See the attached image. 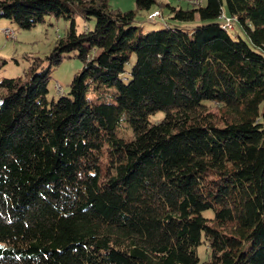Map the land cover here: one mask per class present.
<instances>
[{
	"label": "trees",
	"instance_id": "obj_1",
	"mask_svg": "<svg viewBox=\"0 0 264 264\" xmlns=\"http://www.w3.org/2000/svg\"><path fill=\"white\" fill-rule=\"evenodd\" d=\"M196 3L164 4L198 15L191 30L144 31L156 0H0L21 28L67 22L46 66L0 79V264H199L201 243L200 264H264V0ZM74 51L82 68L48 100Z\"/></svg>",
	"mask_w": 264,
	"mask_h": 264
},
{
	"label": "rangeland",
	"instance_id": "obj_2",
	"mask_svg": "<svg viewBox=\"0 0 264 264\" xmlns=\"http://www.w3.org/2000/svg\"><path fill=\"white\" fill-rule=\"evenodd\" d=\"M158 4L152 5L150 10L138 11L136 14L137 25L142 26L144 31L153 29L165 28L168 25H178L181 28L191 30V28L201 23L198 15L193 20L182 21L170 17L169 9L164 5L169 3L173 6L182 8L192 7L193 0H156ZM109 4L114 9L119 10H135V0H109ZM162 4L161 6H158ZM204 6L206 0H197L196 5ZM158 10L161 17H157L154 21L147 19L151 14ZM223 11L227 13L226 0H223ZM233 28L229 34L235 37L239 34L243 39H246L245 33L236 20L232 22ZM94 19L83 20L80 17L76 18V29L82 31L84 29H92ZM67 27V22L63 18H55L54 16L46 15L43 22L37 23L31 28H21L18 24L8 18H0V59L6 60L2 69H0V79L3 77H22L24 71L31 63L32 57L43 59L42 65H47L45 56L51 51L57 37L64 34ZM5 29L12 32L11 35L5 33ZM76 51L69 53L61 62L52 70L51 78L48 82L47 99H57L60 94L66 95L69 91V84L73 76L79 72L83 66L81 59L75 55ZM134 55L130 61L126 63L124 73L127 75L132 63ZM213 109V108H212ZM163 116V112L159 111L150 117V121H156ZM205 216L212 214L211 210L203 211ZM207 246L201 243L197 247L199 264L207 259Z\"/></svg>",
	"mask_w": 264,
	"mask_h": 264
},
{
	"label": "built area",
	"instance_id": "obj_3",
	"mask_svg": "<svg viewBox=\"0 0 264 264\" xmlns=\"http://www.w3.org/2000/svg\"><path fill=\"white\" fill-rule=\"evenodd\" d=\"M157 17H161V13H160L158 10H156V13H154L153 16H151V17H147V18H148L149 20H154V19H156ZM222 20L224 21V23H223L222 25H224V26H226V27L233 28V25H232V21H231V19H230V16L222 15ZM4 31H5V33H6L8 36L12 34V32L9 31V30H7V29H5Z\"/></svg>",
	"mask_w": 264,
	"mask_h": 264
},
{
	"label": "bare ground",
	"instance_id": "obj_4",
	"mask_svg": "<svg viewBox=\"0 0 264 264\" xmlns=\"http://www.w3.org/2000/svg\"><path fill=\"white\" fill-rule=\"evenodd\" d=\"M153 14H154V13H153ZM153 14H151L149 17L153 16ZM230 19H231V18H230ZM231 21H232V19H231ZM224 29H229V31H230V29H232V28L224 26Z\"/></svg>",
	"mask_w": 264,
	"mask_h": 264
},
{
	"label": "crops",
	"instance_id": "obj_5",
	"mask_svg": "<svg viewBox=\"0 0 264 264\" xmlns=\"http://www.w3.org/2000/svg\"><path fill=\"white\" fill-rule=\"evenodd\" d=\"M224 13L227 14L226 11Z\"/></svg>",
	"mask_w": 264,
	"mask_h": 264
}]
</instances>
